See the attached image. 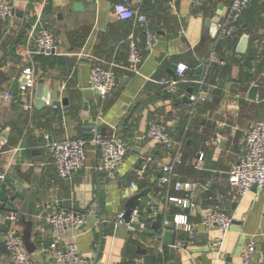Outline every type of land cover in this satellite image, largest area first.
<instances>
[{"label": "crops", "instance_id": "crops-1", "mask_svg": "<svg viewBox=\"0 0 264 264\" xmlns=\"http://www.w3.org/2000/svg\"><path fill=\"white\" fill-rule=\"evenodd\" d=\"M16 1L11 0L14 12L22 10L24 2L15 7ZM118 1L26 0L23 17L14 14L5 29L0 27V264H12L4 245L8 229L21 238L31 264H54L46 251L54 240L60 247L75 242L89 264H264V197L256 188L241 197L228 185V172L245 149L244 132L264 120V0L251 2L236 42L226 39L218 44L217 25L233 0H176L174 5L168 0L148 4L127 0L147 16L154 35L152 50L147 41L140 43L144 58L137 74L126 69L128 23L116 18ZM48 2L54 17L47 28L43 16ZM74 2H80L82 9L75 11ZM27 16L30 27L19 39ZM36 18L41 20L38 27L47 28L54 39L53 55L72 59L69 68L42 75L34 65L35 46L28 33ZM243 36L247 41L240 52ZM212 54L223 65L211 61ZM93 64L117 70L118 84L104 100L88 86ZM179 65L186 67V78L169 94L158 82L177 81ZM27 75L33 76L35 85L20 92ZM40 80L48 87L47 96L53 94L57 109L36 108ZM252 87H256L253 99ZM192 95L197 97L194 102ZM154 123L175 139L174 149L149 139L136 140ZM182 124L184 138L178 141ZM93 131L131 136L130 151L118 170L113 176L104 173L99 149L88 143L84 167L60 178L47 143L91 138ZM221 141L224 147L219 149ZM148 157L158 168L177 159L174 176L165 183L154 181L153 172L144 173ZM133 171L137 178L129 180ZM176 182L188 183L191 189L176 190ZM145 189L147 195L137 207L143 218L126 224L121 219L125 202ZM7 210L18 214L12 228L4 217ZM171 211L176 220L168 229L166 216ZM211 211L232 218L218 248L211 245L217 233L202 223ZM67 212L82 216V225L53 231L48 217ZM159 214L163 218L154 230ZM166 232L174 237L166 239ZM248 244L254 250L244 261Z\"/></svg>", "mask_w": 264, "mask_h": 264}, {"label": "built area", "instance_id": "built-area-1", "mask_svg": "<svg viewBox=\"0 0 264 264\" xmlns=\"http://www.w3.org/2000/svg\"><path fill=\"white\" fill-rule=\"evenodd\" d=\"M156 0H150L155 2ZM176 0H168L174 5ZM136 2V0H134ZM252 0H233L227 15L217 25L218 32L224 37H233L236 33V24L243 15L244 11L250 5ZM116 18L120 21L131 20L134 25L143 28L147 41V49L152 50L154 46V35L149 30V21L147 17L140 13L135 7H132L127 0H120L114 6ZM14 17V6L10 0H0V19L10 24ZM40 18H36L34 24L28 33V39L35 46L36 54L51 55L50 51L55 50V42L51 34L42 27ZM211 61L219 65L223 62L216 59L212 54ZM142 63V57L136 45L133 34L128 37L127 67L131 73H138L139 66ZM186 72L184 65L176 68L178 80H160L158 83L169 93L174 94L177 90L179 82L183 81ZM35 79L31 75L25 76L24 81L20 85V92L33 88ZM117 80L114 72L109 68L101 65L93 64L90 69V77L88 86L94 90L101 99H105L116 87ZM197 100L196 96H191L190 101ZM45 106L57 109V105L47 96L44 98ZM48 138V137H46ZM149 139L156 144L165 146L168 150L175 148V141L169 136L166 128L158 123L151 124L147 131L141 136H137L136 140ZM91 143L99 149L101 164L100 169L113 176L128 151L127 145L118 136H104L93 131L91 139L87 142L83 139H66L60 141H50L46 147L51 155L52 163L56 169L57 175L62 179L69 178L74 172L84 167L86 161V147ZM245 149L241 158L232 165L228 172V185L235 190L239 196H245L253 188H256L260 195L264 197V120L254 123L244 132ZM150 157L146 158V162H150ZM162 167V175L159 176L158 182L165 183L174 176L173 165ZM143 174V170L139 172ZM131 188H136L134 182L130 183ZM176 190L191 189L188 183L175 184ZM171 201L182 203V200L171 198ZM138 212L135 210L132 214L133 219H137ZM5 220L10 224V228L17 221L18 214L13 210H7L4 213ZM83 223L82 216L74 213H54L48 217V224L53 231H64L67 228L76 229ZM202 223L208 230L217 233L211 245L218 248L223 241L224 236L228 233L232 218L218 211H211L202 218ZM185 230L189 231L190 226L184 221ZM4 245L10 255L12 264H31V257L27 254L23 247L21 238L11 229H8L4 236ZM253 246L248 244L245 246L242 258L244 261L250 259L253 253ZM46 251L54 264H89L88 260L79 254L78 247L75 242L69 241L64 246H58V241L54 240L49 243Z\"/></svg>", "mask_w": 264, "mask_h": 264}, {"label": "trees", "instance_id": "trees-1", "mask_svg": "<svg viewBox=\"0 0 264 264\" xmlns=\"http://www.w3.org/2000/svg\"><path fill=\"white\" fill-rule=\"evenodd\" d=\"M148 3H152V2H149L147 0V4ZM263 6H264V4H263ZM248 7H247V9H248ZM246 10L244 11V13L246 12ZM140 13H142V12H140ZM244 13H243V15H244ZM242 16H241V18L239 19V21L236 24V33H235V35L233 37H224V36H221L220 34H218V36L216 38V41H215L217 44L221 40H226V39L227 40H232L234 42L237 41V39L242 35V32H243V28H242V26H243L242 25L243 24V22H242ZM52 17H54V8L52 7L51 3L48 2V4L46 5V8L44 10V16H43V19L45 20V27L48 26L47 25V21H49V19H51ZM121 22L128 23V27H127L128 29H127V33H126L127 36H126L125 41H124L125 44H126V46H127V52H128V37H129L130 34H133V37L136 40V45H137V48L139 50L140 56L142 57V60H143L144 53L142 52V49H141V46H140V43L142 41H144V40L146 41V36H145V32H144L143 28L134 25L131 20L121 21ZM7 24H8L7 22H4L3 20L0 19V27H2V28L5 29V27L7 26ZM30 24H31V19L27 16V18L23 21V24L21 25V28H20V33H21L20 36L21 37L19 39H21L23 37V35H25L26 31L30 27ZM19 39H17L16 42H20L21 40H19ZM214 48H215V46L213 45L212 46V51H214L213 50ZM126 59H127V57H126ZM32 61H33L34 65L37 67V69L41 72L42 75H46L51 70H56V69L65 70V69L69 68L72 65V63H73L72 59H70L68 57H65V56H59V55H44V54H34ZM96 65H98V64H96ZM113 72H114V74L116 76V80H117V78H118L117 77V70H113ZM127 72H128V70H127ZM184 78H186V74H185ZM117 84H118V80H117ZM204 88L202 87V90ZM182 126H184V125L182 124L180 126L181 127V130H179V132H178L179 133L178 134V141H179V139L184 138L185 126L184 127H182ZM169 136L173 140H175L171 135H169ZM90 139L91 138H89V137L88 138H83V140H85L87 142ZM121 139L127 145L128 151H130V146H131L132 141H133L132 138H131V136H130V138L129 137H126L125 138V137L122 136ZM160 146L165 147L163 145H160ZM185 159L186 158H183L182 164L185 162ZM177 168H179V167H177ZM152 172H153V176H154V181H158L159 176L162 175V168H158V167H156V165L151 164V162H149V163H147L145 165L144 173L147 174V173H152ZM136 210L138 212L139 218H143L144 212L142 211L141 207L137 208Z\"/></svg>", "mask_w": 264, "mask_h": 264}, {"label": "water", "instance_id": "water-1", "mask_svg": "<svg viewBox=\"0 0 264 264\" xmlns=\"http://www.w3.org/2000/svg\"><path fill=\"white\" fill-rule=\"evenodd\" d=\"M24 2L22 3V10H24L26 8V0H23ZM20 2H22V0H17L15 3V7H20ZM73 9L75 11L81 10L82 9V4L80 2H74L73 3ZM22 10H18L16 12H14V14L19 17L22 18L23 17V11ZM207 23H209V21H207ZM246 41L247 38L246 36H243L240 40V44L238 47V50L240 52H244L245 51V45H246ZM50 54L53 55L55 54V50H51ZM256 92V87H252L250 92H249V97L251 99L254 98ZM48 94V87L44 85V82L42 80L39 81V83L36 86V93H35V106L37 109H42L45 107V102H44V98L47 97ZM49 97L51 99H53V94H49ZM205 97V96H203ZM174 101H176L177 103L180 102L179 100H176L174 97L172 98ZM183 102H187L186 99L182 100ZM219 149H222L224 147V143L221 141L218 144ZM137 178V174L135 171H133L131 173V176L129 177V180H133ZM147 195V190H142L134 195H132L130 198L127 199V201L124 204V211L122 213L121 219L123 220V222H125L126 224H130V223H135L137 222V219L132 217L133 212L137 209V207L140 205V202L142 199H144ZM137 218H139V215H137ZM163 216L162 215H157V217L155 218L153 224H152V228L154 230L159 229L160 227V223L162 220ZM166 220H167V228L168 229H173L174 228V224H175V220H176V215H174L171 211V213L169 215L166 216ZM165 238L168 239V237H174V234H170L169 232L165 233Z\"/></svg>", "mask_w": 264, "mask_h": 264}]
</instances>
